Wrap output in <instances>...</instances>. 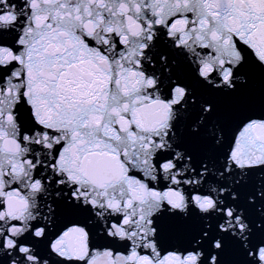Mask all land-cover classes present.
<instances>
[{
  "label": "snow or ice",
  "instance_id": "6c2138e0",
  "mask_svg": "<svg viewBox=\"0 0 264 264\" xmlns=\"http://www.w3.org/2000/svg\"><path fill=\"white\" fill-rule=\"evenodd\" d=\"M0 264H264V0H0Z\"/></svg>",
  "mask_w": 264,
  "mask_h": 264
}]
</instances>
